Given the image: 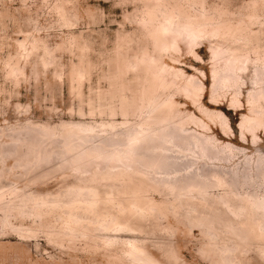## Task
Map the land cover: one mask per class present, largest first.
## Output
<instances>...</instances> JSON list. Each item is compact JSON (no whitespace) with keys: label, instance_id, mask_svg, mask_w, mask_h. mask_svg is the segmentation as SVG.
<instances>
[{"label":"rangeland","instance_id":"rangeland-1","mask_svg":"<svg viewBox=\"0 0 264 264\" xmlns=\"http://www.w3.org/2000/svg\"><path fill=\"white\" fill-rule=\"evenodd\" d=\"M159 3L185 15L204 8L206 14L219 17L216 21L223 20L230 29L227 44H236L232 35L240 27L244 35L251 32V45L257 52H264V0H0V188L5 192L18 189L55 203L51 214L43 217L45 226L60 229L68 215L92 223L89 236L76 239L61 234L48 239L41 231L21 237L15 229L0 225V264H140L130 260L119 243L104 245L102 236L142 240L156 264H264L262 244L244 239L228 219L217 225L205 222V226L189 222L181 212L168 207L173 197L167 191L149 188L143 193L149 200L147 206L167 205L160 214L137 210L129 217L125 198L140 197L139 192L128 196L87 195L81 190L86 180L73 172H51L31 183L25 175L16 178L21 169L15 167L13 155L7 156L12 149L10 131L28 123L54 126L67 121H121V107L130 114L135 112L153 92L156 80V70L145 66L143 58L155 60L153 66L182 69L202 79V104L223 111L230 128L218 118L202 114L181 89L183 78H178L159 93H174L178 110L193 113L207 129L194 124L188 127L215 138L218 144L231 143L252 156L264 155V124L244 130L245 139L239 127L241 117L251 115L247 103L251 73L242 87L240 105L231 103V89L210 100L209 47L218 39L200 41L195 47L199 58L184 45L179 52L159 49L142 19L147 9ZM250 54L254 57L253 52ZM172 58L178 61L172 62ZM134 181L127 178L122 182L133 190ZM121 201H126V210L116 206ZM122 216L126 223L139 226L135 234L109 230L123 223ZM101 219L107 221L105 229L97 228ZM31 220L10 216L15 226L32 224ZM224 249L230 252L227 261L222 255Z\"/></svg>","mask_w":264,"mask_h":264},{"label":"bare ground","instance_id":"bare-ground-1","mask_svg":"<svg viewBox=\"0 0 264 264\" xmlns=\"http://www.w3.org/2000/svg\"><path fill=\"white\" fill-rule=\"evenodd\" d=\"M218 18L206 14L204 8L185 15L162 3L147 9L142 17L158 48L163 51L179 52L184 45L187 52L199 58L196 45L211 37L218 39L216 45L209 47L212 53L210 100L215 101L221 93L231 89V103L240 105L242 87L246 84V76L251 73L248 77L252 89L247 91L251 115H243L239 123L245 139L244 130L252 131L264 124V52H257L251 45V32L244 35L240 27L232 35L236 44H227L230 29L223 20L216 21ZM252 52L254 57L250 54ZM143 60L145 66L156 70L153 92L132 114L121 107L120 113L124 117L121 121H67L54 126L28 123L11 130L8 136L12 149L7 151V156L13 155L15 167L21 169L16 178L25 175L34 183L51 172H73L86 180L81 190L87 195L128 196L139 192L140 197L125 198L128 200L125 203L130 206L129 217H134L137 210L160 214L167 205L164 208L154 204L147 206L149 200L143 198L149 188H159L173 197L168 207L181 212L189 222L205 226V222L217 225L228 219L244 239L262 244L264 255V155L252 156L244 152L245 148L231 143L218 144L215 138L188 127L194 124L207 129L193 113L178 110L174 93H159L178 78H183L181 89L202 114L214 116L224 127L230 128L228 116L223 111L202 104L200 99L205 90L202 79L186 74L182 69L153 66L155 60L150 58ZM171 61L178 60L172 58ZM198 71L205 77L204 71ZM111 115H114L113 111ZM128 115L133 116L129 118ZM202 166L206 168L202 169ZM127 178L136 180L133 190L122 182ZM3 191L0 188V225L4 229H15L21 237L35 236L41 231L46 237L61 234L76 239L87 238L91 232L88 227L92 223L81 222L75 215L64 218L60 229L50 224L45 226L43 217L51 214L55 203L50 204L44 198L18 189ZM122 202L116 205L120 211L125 209ZM12 215L30 218L32 224L15 226L10 221ZM122 218V224L109 230L135 234L139 227L136 222L130 225L126 223V217ZM106 222L101 219L98 223L101 227L97 228L105 229ZM102 237L104 245L119 243L135 263L156 264L142 240L123 237L119 241L116 236ZM229 253L224 249L225 261Z\"/></svg>","mask_w":264,"mask_h":264}]
</instances>
